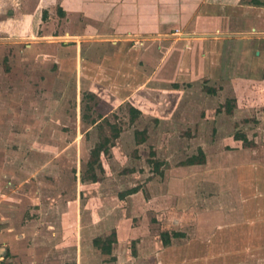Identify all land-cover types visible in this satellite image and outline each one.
<instances>
[{
    "label": "rangeland",
    "instance_id": "1",
    "mask_svg": "<svg viewBox=\"0 0 264 264\" xmlns=\"http://www.w3.org/2000/svg\"><path fill=\"white\" fill-rule=\"evenodd\" d=\"M66 2H0V264H264V62L109 92Z\"/></svg>",
    "mask_w": 264,
    "mask_h": 264
},
{
    "label": "crops",
    "instance_id": "2",
    "mask_svg": "<svg viewBox=\"0 0 264 264\" xmlns=\"http://www.w3.org/2000/svg\"><path fill=\"white\" fill-rule=\"evenodd\" d=\"M67 6L85 22L78 18L75 28L81 41L75 44L78 74L98 87L102 69L113 78L105 86L109 92L135 94L151 83L171 87L218 79L233 45L251 47L250 64L264 62V0H74ZM85 45L90 53H103L101 59L85 57ZM19 233L0 231V243H11L17 256L24 253L20 235L30 232Z\"/></svg>",
    "mask_w": 264,
    "mask_h": 264
},
{
    "label": "trees",
    "instance_id": "3",
    "mask_svg": "<svg viewBox=\"0 0 264 264\" xmlns=\"http://www.w3.org/2000/svg\"><path fill=\"white\" fill-rule=\"evenodd\" d=\"M130 112L133 113V114H138V111H136V110L133 109V108H131ZM202 161H203V160L196 161V157H193V158H191V159L188 160L187 165H188V166L201 165V164L203 163ZM164 237H165V235H164ZM167 241H168V240L164 238V240H162V243H163L164 245H167V244H168Z\"/></svg>",
    "mask_w": 264,
    "mask_h": 264
}]
</instances>
